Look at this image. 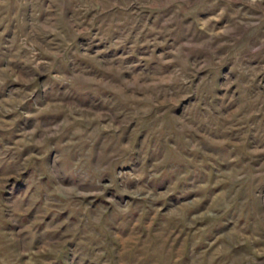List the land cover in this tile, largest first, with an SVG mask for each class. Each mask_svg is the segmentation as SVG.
Here are the masks:
<instances>
[{
	"label": "rangeland",
	"instance_id": "obj_1",
	"mask_svg": "<svg viewBox=\"0 0 264 264\" xmlns=\"http://www.w3.org/2000/svg\"><path fill=\"white\" fill-rule=\"evenodd\" d=\"M0 264H264V0H0Z\"/></svg>",
	"mask_w": 264,
	"mask_h": 264
}]
</instances>
